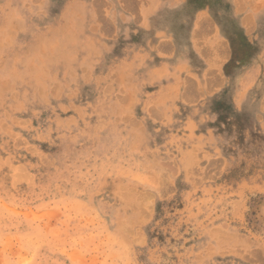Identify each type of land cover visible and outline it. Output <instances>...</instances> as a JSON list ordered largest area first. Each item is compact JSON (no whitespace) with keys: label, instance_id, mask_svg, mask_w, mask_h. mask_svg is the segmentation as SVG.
I'll list each match as a JSON object with an SVG mask.
<instances>
[{"label":"rangeland","instance_id":"1","mask_svg":"<svg viewBox=\"0 0 264 264\" xmlns=\"http://www.w3.org/2000/svg\"><path fill=\"white\" fill-rule=\"evenodd\" d=\"M262 39L264 0H0V264H264Z\"/></svg>","mask_w":264,"mask_h":264},{"label":"crops","instance_id":"2","mask_svg":"<svg viewBox=\"0 0 264 264\" xmlns=\"http://www.w3.org/2000/svg\"><path fill=\"white\" fill-rule=\"evenodd\" d=\"M251 15L249 14H245L241 16V22L242 23H250L251 21ZM164 20V19H163ZM159 23L162 22L161 19H158ZM166 21V20H164ZM168 27H166V25H164L163 28H161L159 32H167V36L165 37V39H161L162 41L159 42L158 48L161 49L165 54L170 55V53H172L173 51H175L176 53L184 51V50H179L177 47H175V50L173 49V47L171 46V44L168 42L169 41V37H172L171 32L169 29H167ZM245 34H247V30L245 29ZM250 37H254V32L250 33ZM260 43L261 47H260V52H262L264 50V39L261 40ZM259 58V57H258ZM262 69H264V62L263 60H253V62H251L249 64V66H247L246 68H239V71L237 73L236 76L233 77H227V80H254L255 78H257L258 74L261 73ZM216 83H221L219 82V79L215 80Z\"/></svg>","mask_w":264,"mask_h":264},{"label":"bare ground","instance_id":"3","mask_svg":"<svg viewBox=\"0 0 264 264\" xmlns=\"http://www.w3.org/2000/svg\"><path fill=\"white\" fill-rule=\"evenodd\" d=\"M207 19L205 17H203L202 15H199L197 18H196V21H195V25H194V30H193V34L196 33L195 35L198 34V30L202 27L203 23L206 22ZM205 24V23H204ZM206 27V26H205ZM194 37V36H193ZM197 38V37H195ZM220 42V41H219ZM218 49H215V51L217 52V50H220V53L223 54V52L225 50H223V47L221 46H218L216 47ZM222 49V50H221ZM222 51V52H221ZM202 52V51H201Z\"/></svg>","mask_w":264,"mask_h":264}]
</instances>
